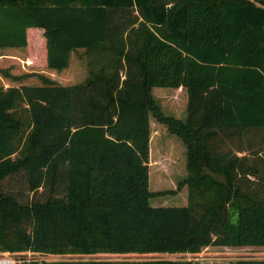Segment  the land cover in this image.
Returning a JSON list of instances; mask_svg holds the SVG:
<instances>
[{
	"label": "trees",
	"instance_id": "trees-1",
	"mask_svg": "<svg viewBox=\"0 0 264 264\" xmlns=\"http://www.w3.org/2000/svg\"><path fill=\"white\" fill-rule=\"evenodd\" d=\"M29 26L42 28L46 67L67 66L79 49L85 76L62 84L38 72L39 83L0 85V252L264 245V158L236 153L264 141V0H0V48L25 47ZM179 85L184 120L164 114L151 94ZM149 115L185 146L186 174L175 188H147ZM7 177L19 179L24 199L3 188ZM183 184L185 204L148 203Z\"/></svg>",
	"mask_w": 264,
	"mask_h": 264
},
{
	"label": "rangeland",
	"instance_id": "rangeland-1",
	"mask_svg": "<svg viewBox=\"0 0 264 264\" xmlns=\"http://www.w3.org/2000/svg\"><path fill=\"white\" fill-rule=\"evenodd\" d=\"M28 51L35 52L34 44L37 39L32 32L27 33ZM25 49V48H24ZM19 48H0V85L7 86L9 84L18 83H39L40 80L37 73L47 75L53 81L62 84L75 83L81 81L85 76V61L81 50L70 52L69 64L50 76L47 74L42 65V60L38 54L33 59V65L30 68L33 72L30 76L21 79L13 78L10 75H18L24 72V68L20 66L19 57L22 52ZM27 51H24V54ZM43 69V70H40ZM6 71V73H5ZM170 87L154 86L151 88V94L158 103L159 108L165 114H173L171 111L177 112L179 99L173 104L166 98V90ZM160 90V91H159ZM161 90H164L163 92ZM165 92V93H164ZM161 130V132H160ZM160 132V133H159ZM158 133V135H156ZM149 135L148 142V184L150 191L175 188L177 182L186 174V155L185 146L182 141L174 134L168 132L165 126L157 122L152 115H149ZM251 149V150H250ZM249 150L236 152L238 155L248 153L249 157L256 158L259 153L264 158V141L259 145H251ZM264 163H259V169H262ZM3 188L6 190H19L23 196L27 194L22 188V184L17 177H7L2 182ZM148 203L155 205H183L186 203V185H181L174 193L155 194L148 197ZM18 259L20 257H35L44 259H110L122 264L123 261L146 259V258H196L199 264H228L230 260L241 257L264 258V245H207L200 249L198 253L190 254L188 252H138L135 250L125 252H97L89 254L65 253V254H38L26 251L24 253L0 252V257Z\"/></svg>",
	"mask_w": 264,
	"mask_h": 264
},
{
	"label": "crops",
	"instance_id": "crops-1",
	"mask_svg": "<svg viewBox=\"0 0 264 264\" xmlns=\"http://www.w3.org/2000/svg\"><path fill=\"white\" fill-rule=\"evenodd\" d=\"M25 32H26V45H25V47H1V48H13V50L16 48H19V50H21L20 52H22V56H21V58L19 57V60H21L19 64L21 67L24 68V72H35L30 67L35 66V65H33L34 63H33L32 57H34L36 54H38L40 56V58L42 60L41 61L42 65H40V66H44L46 68V69H44V71H46L47 74H49L50 76H53L54 74L59 72V70L62 68H60V69L48 68V67H46V65L44 63V60H45V57H44L45 44H44V42L45 41H44V37L42 35V28L36 27V26H29V27H26ZM28 32L34 33V35L37 39V42L34 44V46L36 47V50L33 53H30L27 49L28 40H29L28 36H27ZM25 50L27 51V53L24 54ZM68 64H69V62H68ZM68 64H67V66H68ZM67 66H65V67H67ZM65 67H63V68H65ZM40 70H43V69H40ZM5 73H6V71H5ZM162 87H164V86H162ZM170 88L171 89L165 91L166 92L165 96H166L167 100H169L170 102H172L174 104L176 102V100L179 99V105H177V108H176V110L178 109L177 112L171 111L173 114H167V115H172V116H175L179 119L184 120L185 115H186V98H187L185 89H184V87H182L180 85L177 87H170ZM161 91L163 92L164 90H161ZM148 122H149V119H148ZM160 132H161V130H160ZM156 135H158V133ZM149 141H150V135H149ZM148 166H149V163H148Z\"/></svg>",
	"mask_w": 264,
	"mask_h": 264
},
{
	"label": "built area",
	"instance_id": "built-area-1",
	"mask_svg": "<svg viewBox=\"0 0 264 264\" xmlns=\"http://www.w3.org/2000/svg\"><path fill=\"white\" fill-rule=\"evenodd\" d=\"M0 264H19V261L15 258H9L5 256L0 257Z\"/></svg>",
	"mask_w": 264,
	"mask_h": 264
}]
</instances>
